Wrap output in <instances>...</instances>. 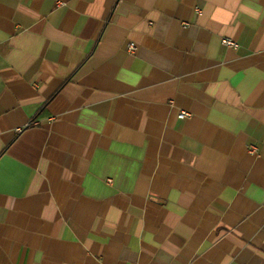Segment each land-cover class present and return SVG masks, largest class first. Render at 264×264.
I'll return each mask as SVG.
<instances>
[{"label": "crops", "instance_id": "1", "mask_svg": "<svg viewBox=\"0 0 264 264\" xmlns=\"http://www.w3.org/2000/svg\"><path fill=\"white\" fill-rule=\"evenodd\" d=\"M0 264H264V0H0Z\"/></svg>", "mask_w": 264, "mask_h": 264}, {"label": "built area", "instance_id": "2", "mask_svg": "<svg viewBox=\"0 0 264 264\" xmlns=\"http://www.w3.org/2000/svg\"><path fill=\"white\" fill-rule=\"evenodd\" d=\"M222 44L230 49H233V50H237L238 49V43L231 40V39H227V38H224L222 39ZM128 51L130 53H134L136 51V46L134 43H129L128 45ZM191 115L188 113V112H185V111H180L177 115V118L180 119V120H184V119H187V118H190ZM256 149L255 148H252L251 151H255Z\"/></svg>", "mask_w": 264, "mask_h": 264}]
</instances>
